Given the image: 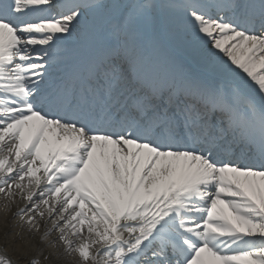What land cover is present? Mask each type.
<instances>
[{
    "label": "snow or ice",
    "instance_id": "6c2138e0",
    "mask_svg": "<svg viewBox=\"0 0 264 264\" xmlns=\"http://www.w3.org/2000/svg\"><path fill=\"white\" fill-rule=\"evenodd\" d=\"M0 212V264H264V0H0Z\"/></svg>",
    "mask_w": 264,
    "mask_h": 264
},
{
    "label": "bare ground",
    "instance_id": "6f19581e",
    "mask_svg": "<svg viewBox=\"0 0 264 264\" xmlns=\"http://www.w3.org/2000/svg\"><path fill=\"white\" fill-rule=\"evenodd\" d=\"M11 220H12V217L9 216V217H8V221L11 222ZM10 227H11V224H10V223L7 224V225L5 224L3 213L0 212V238L3 237V233H4L6 230H8Z\"/></svg>",
    "mask_w": 264,
    "mask_h": 264
}]
</instances>
